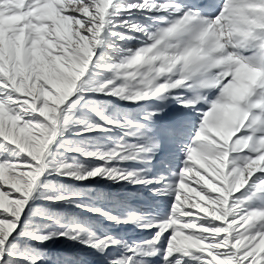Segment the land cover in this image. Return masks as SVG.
<instances>
[{
	"label": "snow or ice",
	"instance_id": "1",
	"mask_svg": "<svg viewBox=\"0 0 264 264\" xmlns=\"http://www.w3.org/2000/svg\"><path fill=\"white\" fill-rule=\"evenodd\" d=\"M0 264H264V0H0Z\"/></svg>",
	"mask_w": 264,
	"mask_h": 264
},
{
	"label": "rangeland",
	"instance_id": "2",
	"mask_svg": "<svg viewBox=\"0 0 264 264\" xmlns=\"http://www.w3.org/2000/svg\"><path fill=\"white\" fill-rule=\"evenodd\" d=\"M130 235H132V234H130Z\"/></svg>",
	"mask_w": 264,
	"mask_h": 264
}]
</instances>
